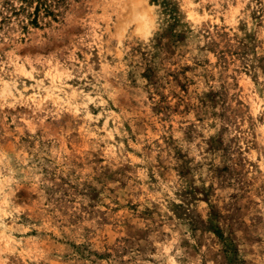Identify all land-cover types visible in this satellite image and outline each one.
Masks as SVG:
<instances>
[{"label": "rangeland", "instance_id": "rangeland-1", "mask_svg": "<svg viewBox=\"0 0 264 264\" xmlns=\"http://www.w3.org/2000/svg\"><path fill=\"white\" fill-rule=\"evenodd\" d=\"M60 12L0 24V264H264V0Z\"/></svg>", "mask_w": 264, "mask_h": 264}, {"label": "trees", "instance_id": "trees-1", "mask_svg": "<svg viewBox=\"0 0 264 264\" xmlns=\"http://www.w3.org/2000/svg\"><path fill=\"white\" fill-rule=\"evenodd\" d=\"M21 2L19 7L10 5L9 1L3 7L1 12L0 24L10 23L13 19H19L25 16L27 24L23 23V29L27 30L29 26L39 28L43 19H53L57 21L61 16V6L66 0H18Z\"/></svg>", "mask_w": 264, "mask_h": 264}]
</instances>
